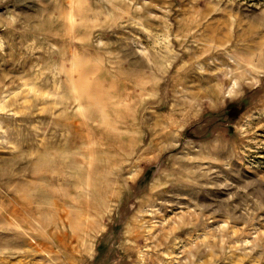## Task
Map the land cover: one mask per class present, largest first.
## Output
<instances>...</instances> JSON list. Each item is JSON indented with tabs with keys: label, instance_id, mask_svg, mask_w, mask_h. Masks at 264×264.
<instances>
[{
	"label": "rangeland",
	"instance_id": "1",
	"mask_svg": "<svg viewBox=\"0 0 264 264\" xmlns=\"http://www.w3.org/2000/svg\"><path fill=\"white\" fill-rule=\"evenodd\" d=\"M0 264H264V0H0Z\"/></svg>",
	"mask_w": 264,
	"mask_h": 264
},
{
	"label": "trees",
	"instance_id": "2",
	"mask_svg": "<svg viewBox=\"0 0 264 264\" xmlns=\"http://www.w3.org/2000/svg\"><path fill=\"white\" fill-rule=\"evenodd\" d=\"M234 117V116H233Z\"/></svg>",
	"mask_w": 264,
	"mask_h": 264
}]
</instances>
